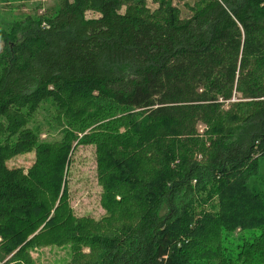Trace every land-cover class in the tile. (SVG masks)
<instances>
[{
  "label": "trees",
  "instance_id": "trees-1",
  "mask_svg": "<svg viewBox=\"0 0 264 264\" xmlns=\"http://www.w3.org/2000/svg\"><path fill=\"white\" fill-rule=\"evenodd\" d=\"M0 41V263L264 264V0H55ZM45 107L60 142L31 127ZM79 144L98 220L69 204Z\"/></svg>",
  "mask_w": 264,
  "mask_h": 264
},
{
  "label": "rangeland",
  "instance_id": "rangeland-1",
  "mask_svg": "<svg viewBox=\"0 0 264 264\" xmlns=\"http://www.w3.org/2000/svg\"><path fill=\"white\" fill-rule=\"evenodd\" d=\"M4 1L0 0V22L2 23L17 20L29 14L42 15L49 12L55 3V0H33L12 4H6ZM177 6L180 9L182 18L190 15L183 4H178ZM1 48L2 42L0 41V50ZM54 118V111L52 109L48 110L46 107L35 114L31 127L37 129L40 142L52 144L63 139L66 128L56 122ZM89 130L90 128L85 133L89 132ZM82 136H84V133L79 135L80 138ZM35 158V151L30 150L7 159L6 166L9 169L21 168L26 172L34 164ZM66 180L69 204L74 215L76 217H90L94 220L100 219L104 215V211L99 202L101 189L97 183L94 145L88 144L85 146V144H79L76 147L71 158V165ZM236 236L237 232H235L234 237ZM13 254L8 256L3 262L10 259ZM30 257L34 264H59L69 260L70 249L68 246L44 247L32 250Z\"/></svg>",
  "mask_w": 264,
  "mask_h": 264
}]
</instances>
